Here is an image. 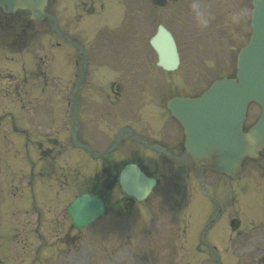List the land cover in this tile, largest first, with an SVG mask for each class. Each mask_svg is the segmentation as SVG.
<instances>
[{
  "label": "rangeland",
  "instance_id": "1",
  "mask_svg": "<svg viewBox=\"0 0 264 264\" xmlns=\"http://www.w3.org/2000/svg\"><path fill=\"white\" fill-rule=\"evenodd\" d=\"M124 1L128 4L127 10L135 21L131 32L133 35L124 36L115 42L119 44L115 50L109 51L97 44L91 47L88 74L90 81L93 80L92 76L95 75L94 72L100 63H103L101 60L96 61L102 54L108 55L109 61H117L121 68L120 73L114 72L112 79L119 78L124 83L129 97H134V91L148 82L152 83L150 89L153 88L154 94L160 96L163 101L168 92L174 90L173 86L163 82V76L171 81L182 78L183 83L174 88L183 92L197 89L200 84L210 82L214 77L232 75L235 72L238 50L247 42L250 33V0H184L183 3L167 10L152 8L149 0ZM111 13L112 5H107L103 13L88 15L87 19L91 22L93 20V24L105 22ZM234 14L241 15L240 22L232 20ZM116 17L118 18L117 15L112 18ZM202 20L206 21V24L202 23ZM158 22L168 26L178 42L180 67L171 73L161 70L159 72L155 65L156 55L148 45V38L155 31ZM66 23V31L73 32L74 22ZM33 25V31H38L40 35L31 38L29 44L32 47L26 53L16 56L18 64L9 62L11 52L7 50L4 52L5 49L0 47V264H234L226 253L222 254V261L215 262L217 255L211 244L221 252L227 247L228 234L232 233L229 230L228 213L230 218L239 216L243 225L250 220L264 223V177L255 174L258 172V165L264 169V150L256 159L244 162L239 177L241 180H229L224 177L220 181L211 172L204 173L207 184L204 191L206 194L212 193L215 204L207 199L211 212L206 214L199 207H195V217L191 222L192 238L187 251L193 256L185 252L188 237L180 234L178 236L179 228L175 226L178 203L174 201L173 195H170L169 188H156L145 202L150 212L143 209L145 214L142 216L155 218L156 222L150 227L151 222L146 219L143 220V224L145 228L159 226L150 231L152 233L156 231L154 234L142 232L141 219L136 215L130 217L128 223H122L111 212L114 209L118 212L122 210L124 205V201L121 200L122 193L117 187L111 189V195L105 189L102 181L111 179L101 173V160L93 161L88 154L72 148L71 150L63 148L60 154L54 152L46 154L42 151L45 146L43 136L46 132L49 136L56 137L63 147L69 145L66 126L67 121L68 125L70 124V120H67L69 116L67 112L66 115L62 112L61 97L63 88L70 89L77 81L78 71L74 63L80 58L70 46H63L57 50L37 46L38 40L42 39L45 45L46 41H56L58 38L56 34L55 36L49 32L43 35L47 31L44 23ZM18 31L17 28L16 32ZM78 35L80 39L84 36ZM30 51L32 55L29 54ZM47 65L48 74L45 71ZM22 77L26 78L23 80ZM43 83L45 85L42 87ZM99 90L101 93L99 91L95 93L101 97L99 101L102 100L99 106L106 110L110 108L104 100L107 90ZM46 99L50 101V106L45 105ZM83 99V101L80 99L81 111L88 113L89 102ZM13 103L20 105L25 111H18L22 115L18 114L17 125L24 128L29 126L33 129V140L42 143V145L39 142L33 143L30 148L35 167L30 188L34 193L32 198L28 195L30 191L26 192L27 179L32 169V166H28L31 162L27 163L20 153L25 145V136L22 137L14 131L10 134L8 126L10 123L8 114L11 113L9 111H13ZM133 105L134 102H126L122 115L117 114L114 119L109 120H112L114 125L111 127L107 124L102 125L104 126L102 131L97 129L93 132L89 121L85 120L86 123L82 122L81 130L83 138L94 142L98 149L110 145L115 137V129L122 124L124 118L131 116L126 109L130 111ZM71 110L72 107L70 113ZM258 114L259 107L250 104L246 113V125L253 122ZM65 116L66 120H63ZM101 116L98 115L97 121H100ZM61 122H64L62 127ZM46 123L48 126L44 127ZM98 126L101 124L95 128H99ZM61 132L62 135L58 136ZM39 147L42 148L38 149ZM141 155L139 149L125 141V144L119 146L117 152L113 154L112 159L121 166L127 160L139 159ZM25 162L28 166H25ZM18 170H21L20 174L17 172L15 174ZM112 173L110 171L108 174ZM13 178L22 180L8 187L7 183L13 181ZM214 186L217 187L213 188ZM85 190H101L102 195L109 196L114 202H110L106 213L88 227L70 230L68 229L70 218L66 215L65 209L76 195ZM10 191L15 193L16 200ZM232 191L237 195L238 215L233 212L234 203L228 198ZM118 200H121V203L115 205ZM219 201L223 202L217 204ZM221 204L225 211L219 213L217 209L222 208ZM210 213L211 217L216 216L213 225H210L213 227L205 233V239L211 244H207V248L205 245L199 246L197 255L196 244L193 243L199 238ZM189 217V210L186 209L184 220ZM262 242L264 243V240ZM250 250L251 248L242 249L243 252H247L244 253L245 258L244 254L241 256L243 264H261L259 255L249 253Z\"/></svg>",
  "mask_w": 264,
  "mask_h": 264
},
{
  "label": "water",
  "instance_id": "2",
  "mask_svg": "<svg viewBox=\"0 0 264 264\" xmlns=\"http://www.w3.org/2000/svg\"><path fill=\"white\" fill-rule=\"evenodd\" d=\"M7 5V11L16 7L29 8L33 18H41L44 0H0V5ZM253 28L255 34H264V0H255ZM152 45L159 56V64L165 68H174L177 61L175 46L170 35L159 27ZM252 38L248 48L239 56L237 72L238 84L233 79L215 81L199 98L177 99L169 102L183 122L186 131V142L197 158H202L207 165L233 175L239 169L240 159L244 155L253 156L256 148L264 145V84L249 83L250 75L244 73L251 66L246 59L247 53L255 48ZM259 67V66H257ZM251 72L252 69H250ZM264 81V66L255 73ZM263 75V77H262ZM256 100L262 106V114L247 133L240 130L248 101ZM142 174L134 167L127 166L121 172L123 189L128 193L139 190ZM147 183H145L146 185ZM133 186V187H132ZM73 223L79 227L97 217L102 212L99 199L83 194L77 197L68 208Z\"/></svg>",
  "mask_w": 264,
  "mask_h": 264
},
{
  "label": "clouds",
  "instance_id": "3",
  "mask_svg": "<svg viewBox=\"0 0 264 264\" xmlns=\"http://www.w3.org/2000/svg\"><path fill=\"white\" fill-rule=\"evenodd\" d=\"M232 20L234 21V22H240L241 21V19H242V17H241V15H239V14H234V15H232ZM202 23H205L206 24V21H201Z\"/></svg>",
  "mask_w": 264,
  "mask_h": 264
}]
</instances>
